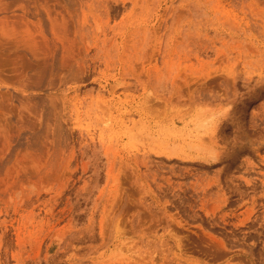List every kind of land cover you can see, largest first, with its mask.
<instances>
[{
	"label": "rangeland",
	"instance_id": "374dc122",
	"mask_svg": "<svg viewBox=\"0 0 264 264\" xmlns=\"http://www.w3.org/2000/svg\"><path fill=\"white\" fill-rule=\"evenodd\" d=\"M0 264H264V0H0Z\"/></svg>",
	"mask_w": 264,
	"mask_h": 264
},
{
	"label": "bare ground",
	"instance_id": "6f19581e",
	"mask_svg": "<svg viewBox=\"0 0 264 264\" xmlns=\"http://www.w3.org/2000/svg\"><path fill=\"white\" fill-rule=\"evenodd\" d=\"M35 94V93H34Z\"/></svg>",
	"mask_w": 264,
	"mask_h": 264
}]
</instances>
